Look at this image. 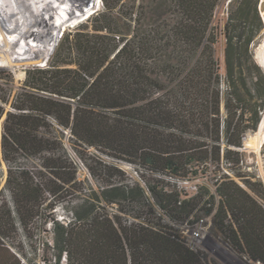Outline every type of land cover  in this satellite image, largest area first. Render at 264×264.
<instances>
[{"label": "trees", "instance_id": "obj_1", "mask_svg": "<svg viewBox=\"0 0 264 264\" xmlns=\"http://www.w3.org/2000/svg\"><path fill=\"white\" fill-rule=\"evenodd\" d=\"M103 1L107 7L89 19L90 30L81 24L68 31L46 67L27 71L10 110L2 105L8 97L0 96V117L6 112L0 151L10 196L0 189V264H29L17 224L32 245L34 230L49 220L50 264H62L63 253L65 264H203L157 214L183 221L198 204H214V195L201 190L182 199L175 185L152 174L186 178L222 160L239 168L243 134L260 122L245 75V59L253 61L250 43L262 25L259 0H236L225 31L224 77L211 27L219 0H171L169 20L136 26L131 36L116 27L119 0L112 6ZM62 129L100 184L98 192L80 196L66 224L50 211L81 191L82 182ZM90 147L152 174L142 175V185ZM244 182L219 175L213 223L239 252L264 262V187L260 180ZM116 205L117 211L108 210Z\"/></svg>", "mask_w": 264, "mask_h": 264}, {"label": "rangeland", "instance_id": "obj_2", "mask_svg": "<svg viewBox=\"0 0 264 264\" xmlns=\"http://www.w3.org/2000/svg\"><path fill=\"white\" fill-rule=\"evenodd\" d=\"M8 1V6H5V2L0 0V9H2L9 16L12 12H14V19L17 20L20 29H17L16 23H8L7 26H4V29L2 28V31L0 32V96L8 97V102H2L5 111L11 109L13 97L17 91L24 86L27 71L34 67H46L50 63L51 56L59 40L68 31L75 30L81 24H86L87 26L84 28H86V30H90L91 24L89 19L92 18L95 12L104 11L105 7H107L103 0H77L76 2L81 3L82 6L84 3L82 10H74V8H70L67 3L51 2V4L55 7V16L52 17L51 21L58 23L61 18V22L58 27L53 30L55 33L54 38L44 37L41 41H37L33 40V37H21V31L24 32L29 27V23L32 19L30 13L28 11H22V13L16 14L19 7H17L11 0ZM115 1L116 0H108V3L112 6ZM85 2H88L90 5H85ZM261 2L262 0L258 1L257 7L262 25L254 32L253 39L249 46V53L251 54L253 61L245 59L246 81L248 88L254 95L252 102L256 101V108L261 114L260 122L264 114V107L262 109L259 107V104L264 102V86L263 83H260L259 86L256 85V81L261 77V75H264V66L259 62L256 50L258 46L264 42V16L260 10ZM7 7H10V9ZM115 7H117L116 13H118V23L116 27L125 35L131 36L132 31L136 26L145 27L152 23H165L169 20L172 7L175 6H173L171 0H119ZM40 8L41 7L37 4L31 5V9L34 11H38ZM235 8L236 0H219L215 6L214 15L211 20V27L214 30L215 37V42L213 44L214 55L218 60L219 72L223 75V77L225 75V31L227 24H230V15L234 14ZM71 9L74 13L68 15L67 12ZM249 26L254 27L255 22L251 21ZM6 41L8 42L7 44ZM4 49L6 51H4ZM22 50L24 53H20ZM30 56L31 58H29ZM222 88L226 91L224 83L222 84ZM5 116L6 112H4L0 117V133L3 129ZM259 126L260 123L256 129H247L243 134L241 147L243 159L239 168H234V166L227 160H222L219 164L216 162H206L198 168V174L190 175L186 178H174L159 174H152L148 169L140 166L138 163L116 158L102 151L100 148L90 147V150L104 162L114 163L131 179L140 182V178L143 174H152L154 176L164 178L166 181L175 185L176 189L180 192L182 199L190 198L201 190H207L209 194L214 195V204H198L196 209L183 221L171 219L169 216L163 213L159 214L157 212V215L161 217V223L172 226L179 236L181 227L185 225L186 221V225L192 229L195 227V223L198 220L204 219V223L206 224L204 227V244L206 248L198 249L196 251L200 254L203 264H264L262 261H254L250 259L248 256L234 248V246L224 238L213 223L214 212L219 198L216 193V186L217 178L220 174H229L233 179L242 185H245V179H249L251 181L260 180L264 187V141L258 151H249L245 148L244 144L245 133L255 131L259 128ZM59 135L64 149L75 161L78 180L82 182L81 191H77L71 195V198H67L65 201L56 204L50 211L52 212V217L58 219L61 223L66 224L72 219V210H74L76 205L80 202V196L84 193H89L92 190L98 192L100 184L92 177L85 162L82 161L74 151L69 130L62 129L60 130ZM20 161L24 164L32 163V161L26 159H21ZM260 165L262 174L258 169ZM251 166L258 167L255 170L247 169ZM237 173L242 175L238 176ZM6 176L7 166L5 171L0 170V189L3 190L4 197L7 200H10L9 193L5 189ZM192 186H196V189L190 190V187ZM150 200L154 202L152 198H150ZM154 205L157 211L160 212L158 205ZM116 207L117 205L108 207V210L117 211ZM198 208H200V210H197ZM130 220L137 221L135 218H131ZM17 225L20 233V239L26 252L25 260L29 262V264L54 263V251L51 248H46L45 244L47 242L48 245H51L52 242L53 233L51 220L47 223L41 224L39 228L34 230L35 236L31 242L32 245H30L29 239L26 238L23 231L19 227V224ZM185 244L189 247L186 242ZM63 256L64 253L61 256V263L65 264L66 259ZM44 257H47V260H45Z\"/></svg>", "mask_w": 264, "mask_h": 264}, {"label": "bare ground", "instance_id": "obj_3", "mask_svg": "<svg viewBox=\"0 0 264 264\" xmlns=\"http://www.w3.org/2000/svg\"><path fill=\"white\" fill-rule=\"evenodd\" d=\"M3 1L5 2V6H8L9 1L8 0H3ZM11 1L14 4H16L17 7H19L16 14L22 13V11H28L30 13V16L32 17L29 23V27L24 32L21 31L22 33L21 37L29 36V38L33 37V40H37V41H41L44 37L54 38L55 33L53 30H55L58 27L59 23L61 22V18L59 19L58 23L51 21L52 17L55 16V12H54L55 7L51 4V2L67 3L69 4V7L74 8V10L75 9L82 10V7H84V3L82 6L81 3L76 2L77 0H11ZM32 4H37L41 8L38 11H34L33 9H31ZM85 5L88 6L90 4L88 2H85ZM7 8L10 9V7ZM71 10L67 12L68 15L74 13V11L72 10L73 11L72 12ZM260 10L264 16V0H262L261 2ZM14 18H15L14 12H12L11 15L9 16L2 9H0V32L2 31V28L4 29V26L5 27L7 26L8 23H16L17 29L18 28L20 29L17 20H15ZM7 43L8 42L6 41V44ZM4 51L6 50L4 49ZM20 53H24L23 50ZM256 55L258 57L259 62L264 66V42L260 46H258L256 50ZM29 58H31V56ZM263 141H264V119L261 121L260 126L257 130L245 133L244 135L245 148L248 149L249 151H258ZM258 169L259 172L262 174L261 165Z\"/></svg>", "mask_w": 264, "mask_h": 264}, {"label": "built area", "instance_id": "obj_4", "mask_svg": "<svg viewBox=\"0 0 264 264\" xmlns=\"http://www.w3.org/2000/svg\"><path fill=\"white\" fill-rule=\"evenodd\" d=\"M49 119L51 121L53 120L52 117H49ZM6 166L8 167L7 162L3 159L2 154L0 153V170L5 171ZM257 167L251 166L248 167L247 169L255 170L257 169ZM140 183L142 185H145L144 181L141 178H140ZM193 189H196V186L190 187V190ZM186 224L187 221L185 222V225L181 227V231H180V236L184 240V242H186L192 250L197 251L198 249H203V248L205 249L206 246L204 244V240H205L204 227L206 224L204 223V219L198 220L195 223V227L192 229L189 228Z\"/></svg>", "mask_w": 264, "mask_h": 264}, {"label": "water", "instance_id": "obj_5", "mask_svg": "<svg viewBox=\"0 0 264 264\" xmlns=\"http://www.w3.org/2000/svg\"><path fill=\"white\" fill-rule=\"evenodd\" d=\"M263 111H264V108H263ZM262 113H263V112H262ZM263 118H264V114H263L262 120H263ZM262 120H261V121H262ZM259 123H261V122H259Z\"/></svg>", "mask_w": 264, "mask_h": 264}]
</instances>
